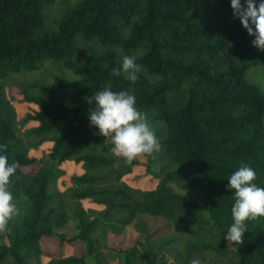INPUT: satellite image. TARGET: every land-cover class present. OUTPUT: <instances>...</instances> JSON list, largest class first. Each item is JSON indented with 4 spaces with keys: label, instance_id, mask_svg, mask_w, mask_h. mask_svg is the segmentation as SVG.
<instances>
[{
    "label": "trees",
    "instance_id": "16d2710c",
    "mask_svg": "<svg viewBox=\"0 0 264 264\" xmlns=\"http://www.w3.org/2000/svg\"><path fill=\"white\" fill-rule=\"evenodd\" d=\"M56 2L0 0V143L7 144L10 161L20 162L10 190L22 213L0 234V264H43V256L49 257L47 264H89L88 257L110 264L104 222L145 226L147 214L199 237L185 240L179 264H190L199 252L229 264H264V217L246 222L243 244L226 246L234 203L227 178L246 163L257 171L254 182L264 187V86L247 78L251 68L264 65V52L254 48L233 16L231 0H76V7L47 22L44 8ZM79 41L86 45L75 59ZM135 54L143 68L135 83L112 75L125 55ZM49 64L60 72L53 74L57 89L38 81L22 90L24 99L37 105L31 118L38 126L30 138L36 146L53 143L48 155L36 157L17 131L3 85L12 75ZM108 86L135 95L156 128L159 153L170 168L151 188L121 184L140 162L121 159L115 167L112 143L90 124L94 105L88 99ZM70 160L84 171L72 176L67 192L78 201L75 207L57 198L56 190L66 173L61 164ZM171 181L207 204L179 194ZM82 199L103 209H86ZM72 219L78 226L71 238L55 231ZM46 237L86 244L87 252L58 257L42 248ZM150 256L138 242L119 252L118 264H161Z\"/></svg>",
    "mask_w": 264,
    "mask_h": 264
},
{
    "label": "rangeland",
    "instance_id": "374dc122",
    "mask_svg": "<svg viewBox=\"0 0 264 264\" xmlns=\"http://www.w3.org/2000/svg\"><path fill=\"white\" fill-rule=\"evenodd\" d=\"M244 0H242V3ZM259 2V0H257ZM76 7V0H57L53 5H47L44 8L45 20L48 22L60 12H65L68 9H73ZM239 22L240 20L236 18ZM251 41L254 39V36L249 35ZM84 41H79L77 43L76 49L74 51L75 59L80 57V51L83 52L85 46ZM88 45L91 47L99 48L94 41L88 42ZM254 48L261 52L257 47ZM137 57V55H133ZM59 74L60 72L55 70L52 65H47L44 69L35 72H24L18 73L10 76L3 85L7 99L10 101L16 112V123L17 131L23 137L26 146L29 149L31 156L42 157L48 155L51 151L53 143L49 141H44L39 145H35L34 141L29 136V131L34 127L38 126V122L31 118L37 109V105L32 102H29L24 99L22 90L28 84L38 81H45L49 85L56 88L54 82V75ZM247 78L259 81L264 86V65H259L257 67L251 68L247 73ZM57 89V88H56ZM153 125V124H152ZM156 132V128L153 125ZM99 133L97 127H93ZM110 142L111 140L108 139ZM154 161H150L149 156H141L137 158L140 163L134 168V171L126 175L121 184H126L132 188L146 189L151 188L157 183L158 178H161L164 175V169H169V160L162 156L159 152L154 153ZM61 168L66 171L65 175L61 176L56 185V190L59 192L57 198L62 199L63 201L68 202L71 207H75L78 204L76 199H69L70 195L68 190L73 186L71 178L73 174H82L83 169L82 165L76 163L74 160L66 161L61 164ZM33 171L35 167H29ZM106 185V184H104ZM179 194L185 196L186 198L196 201L199 203L207 204L200 195L196 193H189L182 183L179 181L169 182ZM82 205L96 212L101 211L98 207V204H92L91 199H84L81 201ZM97 206V207H96ZM145 226L137 225L133 223L126 227L120 228L121 226L117 224L114 220L104 222V225L107 226L108 233L107 236L103 239V244L107 245L105 249V254L110 262V264H118L119 262V252L122 250L129 249L135 246L138 242H141L145 245L146 250L150 255L154 256L149 257V261L156 259L161 264H179L180 258L177 255L178 251H182L185 248V240L192 238L193 236L184 231H178L171 221H168L160 216L153 215H144ZM77 220H70L68 224L63 228H55V231L59 233H64L68 238H71L77 233ZM9 231V227L7 232ZM6 232V233H7ZM4 233V234H6ZM196 237V236H195ZM193 237V238H195ZM199 239V237H196ZM178 239L176 242L167 243L170 240ZM40 244L43 249L53 253L58 257L65 256H82L87 252V245L79 242H69L65 241L60 243L59 240L53 237H46L41 239ZM226 246H229L226 243ZM202 261V264H229L228 260L216 258L211 254H201L196 256ZM48 256H43V264L49 262ZM87 261L89 264H94V257H88Z\"/></svg>",
    "mask_w": 264,
    "mask_h": 264
},
{
    "label": "clouds",
    "instance_id": "9594fccd",
    "mask_svg": "<svg viewBox=\"0 0 264 264\" xmlns=\"http://www.w3.org/2000/svg\"><path fill=\"white\" fill-rule=\"evenodd\" d=\"M233 16L238 18L248 34L254 36L253 46L264 52V0H231ZM137 57L125 55L120 68H113L112 75H124L126 80L135 83L143 68ZM94 107L89 109L92 126L99 134L110 139L113 147L111 154L117 158L114 166L119 167L122 159L132 164L141 156H151L161 149V142L145 112L137 107L135 95L127 90L113 91L111 86L99 90L89 100ZM7 144L0 143V234L7 232L9 221L20 216L21 209L10 190L11 178L20 168V162L9 160ZM257 171L246 163H241L227 179L226 188L234 192L231 208L233 223L225 236L229 246L243 244L248 231L247 221L264 217V187L254 181ZM190 264H202L199 258Z\"/></svg>",
    "mask_w": 264,
    "mask_h": 264
},
{
    "label": "crops",
    "instance_id": "0c3cea01",
    "mask_svg": "<svg viewBox=\"0 0 264 264\" xmlns=\"http://www.w3.org/2000/svg\"><path fill=\"white\" fill-rule=\"evenodd\" d=\"M83 173H84V171H83ZM83 173H82V174H83ZM73 175H78V174H75V173H74ZM79 175H81V174H79ZM82 200H84V199H82ZM82 200H81V201H82ZM91 200H92V199H91ZM93 203H94V202H93V200H92V204H93ZM94 204L96 205V203H94ZM84 207H85V206H84ZM96 207H97V206H96ZM85 208H86V209H89V208H87V207H85ZM97 208H99L100 210H102V209H103V207H102V206H100V205H98V207H97Z\"/></svg>",
    "mask_w": 264,
    "mask_h": 264
}]
</instances>
